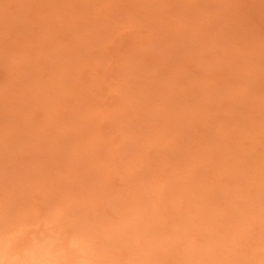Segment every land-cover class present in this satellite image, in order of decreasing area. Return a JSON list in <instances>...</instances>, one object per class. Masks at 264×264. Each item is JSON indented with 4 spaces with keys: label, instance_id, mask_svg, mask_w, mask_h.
Returning a JSON list of instances; mask_svg holds the SVG:
<instances>
[{
    "label": "rangeland",
    "instance_id": "obj_1",
    "mask_svg": "<svg viewBox=\"0 0 264 264\" xmlns=\"http://www.w3.org/2000/svg\"><path fill=\"white\" fill-rule=\"evenodd\" d=\"M40 243L264 264V0H0V259Z\"/></svg>",
    "mask_w": 264,
    "mask_h": 264
},
{
    "label": "bare ground",
    "instance_id": "obj_2",
    "mask_svg": "<svg viewBox=\"0 0 264 264\" xmlns=\"http://www.w3.org/2000/svg\"><path fill=\"white\" fill-rule=\"evenodd\" d=\"M83 237V236H82ZM53 238H51L52 240ZM58 239V238H57ZM46 240V239H44ZM48 240V239H47ZM60 240V239H59ZM58 240V242H59ZM74 240V239H72ZM80 240V239H79ZM77 240V242L79 241ZM56 241V240H54ZM53 241V243H54ZM81 241V240H80ZM196 241V240H195ZM194 241V242H195ZM48 242V241H47ZM70 242V241H69ZM39 243V242H38ZM49 243V242H48ZM52 242H50L51 244ZM74 243V242H71V244ZM197 243V241H196ZM47 244V243H46ZM49 244V245H50ZM56 244V243H55ZM68 244V243H67ZM70 244V243H69ZM79 244H82V243H79ZM49 245H33L31 246L30 248H27V253H25L21 259H19V261L15 264H82L83 260H84V255L86 254V249L83 247V248H80L79 246H76L78 249L76 250V248L74 249H71L69 251V254L70 255H75V257H73L74 259L72 260H68V255H67V252H66V249H68V246L66 249L65 248H62L57 250L56 249H52ZM60 245V244H59ZM73 245V244H72ZM74 245H76L74 243ZM50 247V248H49ZM1 249L0 248V253H1ZM79 251V252H78ZM6 252V251H5ZM58 252H61V254H58ZM88 252V251H87ZM10 253V252H9ZM13 253V252H12ZM21 253V252H20ZM77 253H81V254H77ZM89 253V252H88ZM88 253L86 255H88ZM2 254H4V252H2ZM90 254V253H89ZM77 255V256H76ZM15 256V255H14ZM18 256V255H17ZM21 256V254H20ZM90 256V255H88ZM3 256L1 255V259H0V263L2 262ZM16 257V256H15ZM71 257V256H70ZM4 258H6V255H4ZM17 258V257H16ZM9 260V258H6L5 260ZM83 259V260H82ZM147 260V259H146ZM65 261V262H64ZM7 262V261H5ZM3 260V263L6 264ZM148 262V261H147ZM85 263V262H84ZM83 263V264H84ZM2 264V263H1ZM14 264V263H13Z\"/></svg>",
    "mask_w": 264,
    "mask_h": 264
}]
</instances>
